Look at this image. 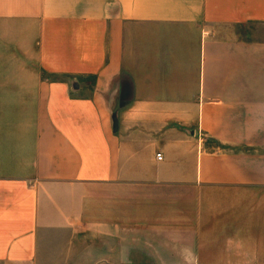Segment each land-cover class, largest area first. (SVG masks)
I'll list each match as a JSON object with an SVG mask.
<instances>
[{
    "label": "crops",
    "instance_id": "obj_1",
    "mask_svg": "<svg viewBox=\"0 0 264 264\" xmlns=\"http://www.w3.org/2000/svg\"><path fill=\"white\" fill-rule=\"evenodd\" d=\"M0 30V264L86 233L91 264H264V0H0Z\"/></svg>",
    "mask_w": 264,
    "mask_h": 264
},
{
    "label": "rangeland",
    "instance_id": "obj_2",
    "mask_svg": "<svg viewBox=\"0 0 264 264\" xmlns=\"http://www.w3.org/2000/svg\"><path fill=\"white\" fill-rule=\"evenodd\" d=\"M257 33L262 34L263 30L259 29ZM20 63L18 64L14 61V52H12L9 45L8 33L3 34L0 30V69L24 68V63ZM65 238H60L59 246L55 244L54 251L48 255L49 261H58L65 264H91L97 261H104V249L101 250L97 247V251L94 249L92 251L91 239L88 238L87 233L75 238V242L71 246H67L68 240Z\"/></svg>",
    "mask_w": 264,
    "mask_h": 264
},
{
    "label": "built area",
    "instance_id": "obj_3",
    "mask_svg": "<svg viewBox=\"0 0 264 264\" xmlns=\"http://www.w3.org/2000/svg\"><path fill=\"white\" fill-rule=\"evenodd\" d=\"M157 158L159 160H162L163 159V154L160 152V153H157Z\"/></svg>",
    "mask_w": 264,
    "mask_h": 264
}]
</instances>
